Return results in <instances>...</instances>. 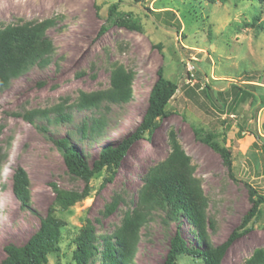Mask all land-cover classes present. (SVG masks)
I'll use <instances>...</instances> for the list:
<instances>
[{
  "label": "rangeland",
  "instance_id": "374dc122",
  "mask_svg": "<svg viewBox=\"0 0 264 264\" xmlns=\"http://www.w3.org/2000/svg\"><path fill=\"white\" fill-rule=\"evenodd\" d=\"M43 20L53 22L47 31L53 46L48 63L29 66L0 91V157L7 156L0 166V261L5 245L21 246L37 230L53 199L52 184L77 191L84 186L65 169L55 141L69 136L92 163L102 147L116 145L139 123L159 67L178 86L167 116L158 121L151 139L130 147L111 182L102 185L105 172H101L90 180L87 198L57 212L66 225L48 264H75L73 239L87 220L95 228V245L102 250L104 239L134 209L143 175L165 159L173 140L189 157L207 198L210 244L225 242L250 207L249 190L264 195V29L259 28L264 23V4L0 0V29ZM119 67L132 74L129 102L89 112L74 107L80 93L107 89L110 73ZM239 90L244 93L234 100ZM60 104L71 116L65 125L23 119L26 112ZM100 116L102 131L80 139L79 126ZM209 135L230 152L231 168L201 141ZM18 167L30 181L28 209L20 207L11 191L12 172ZM114 199L118 206L106 215L105 206ZM247 228L228 244L221 264H245L255 251L264 252V206ZM176 232L189 246L202 247L183 216L171 219L160 208L151 210L131 264L162 263ZM94 260L90 264H99L97 257ZM177 263L202 261L181 254Z\"/></svg>",
  "mask_w": 264,
  "mask_h": 264
},
{
  "label": "trees",
  "instance_id": "16d2710c",
  "mask_svg": "<svg viewBox=\"0 0 264 264\" xmlns=\"http://www.w3.org/2000/svg\"><path fill=\"white\" fill-rule=\"evenodd\" d=\"M204 1L223 4L227 0ZM241 1H257L264 4V0ZM115 9L116 4L111 6L110 14ZM120 25L129 29L135 28L127 22H120ZM51 27H53L51 20H43L9 25L0 29V91L13 79L23 75L29 66L35 64L44 66L48 63V56L53 48L52 41L47 35ZM259 28L263 30L264 23ZM104 31L105 29H102L101 33ZM177 89V84L167 79L159 67L139 123L116 145L102 147L92 163H88L79 147L71 143L69 136L55 141L65 169L70 175L81 179L84 186L77 191L61 189L52 184L53 199L45 215L39 218L37 230L21 246L5 245L4 258L0 264H48V256L57 252L62 230L66 225L65 221L58 217L57 212L67 211L77 202L87 198L91 191L89 182L94 176L105 172L102 185L113 180L115 171L130 147L143 138L151 139L158 121L167 116V105ZM239 91L240 94L235 93L234 100L238 98L240 100L241 93H244L243 90ZM132 96V74L119 67L110 73L107 89L80 93L74 107L79 111H99L107 105L127 103ZM221 108L224 109L225 106L221 104ZM70 118L66 107L61 104L47 110H31L23 114V119L31 124L37 120L65 125L70 122ZM103 125L104 118L101 116L83 122L77 130L80 139H85L87 133L102 131ZM1 131L0 127V134ZM238 136L241 137V133ZM201 141L220 153L228 168H231L230 152L226 148L213 142L210 135ZM170 145V152L165 159L150 167L143 175L134 209L126 213L119 227L110 237L104 239L102 250L95 245L93 224L87 220L81 226L73 239L72 259L75 264H90L96 257L99 264H131L137 250L140 231L147 223L148 213L157 208L166 212L171 219L183 216L195 230L197 242L202 244L201 248L189 246L179 232H176L170 237L164 260L160 264H178L177 259L181 254L199 259L202 261L201 264H221L228 244L248 231V224L260 215L264 206V195L254 189L249 190L250 207L241 218L240 224L225 242L218 246L210 244L207 229L211 222L206 216L207 198L200 182L194 176V168L189 157L175 140L171 141ZM6 157V155L0 157V166ZM11 191L20 207L28 209L31 200L30 181L21 167L12 172ZM117 206L118 200H112L105 206L104 213L110 215ZM245 264H264V252L255 251Z\"/></svg>",
  "mask_w": 264,
  "mask_h": 264
}]
</instances>
